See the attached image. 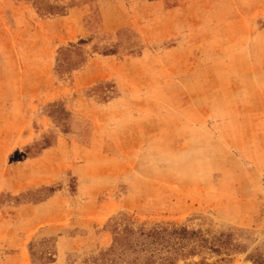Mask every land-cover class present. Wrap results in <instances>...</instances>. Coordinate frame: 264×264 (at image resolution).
Masks as SVG:
<instances>
[{
  "label": "rangeland",
  "instance_id": "obj_1",
  "mask_svg": "<svg viewBox=\"0 0 264 264\" xmlns=\"http://www.w3.org/2000/svg\"><path fill=\"white\" fill-rule=\"evenodd\" d=\"M99 1L0 0V264H85L123 224L224 236L175 264L264 258V0H128L110 32Z\"/></svg>",
  "mask_w": 264,
  "mask_h": 264
},
{
  "label": "trees",
  "instance_id": "obj_2",
  "mask_svg": "<svg viewBox=\"0 0 264 264\" xmlns=\"http://www.w3.org/2000/svg\"><path fill=\"white\" fill-rule=\"evenodd\" d=\"M110 245L85 264H175L177 259L198 254L203 250L227 251L224 236H203L199 231L173 224L149 227L123 224L112 228ZM233 250V249H231ZM253 264H264L259 255Z\"/></svg>",
  "mask_w": 264,
  "mask_h": 264
},
{
  "label": "crops",
  "instance_id": "obj_3",
  "mask_svg": "<svg viewBox=\"0 0 264 264\" xmlns=\"http://www.w3.org/2000/svg\"><path fill=\"white\" fill-rule=\"evenodd\" d=\"M129 1H131V0H129ZM129 1L128 0H100L99 1L100 2V11H101V15H102V24H103L104 31H107V32L111 31V29L105 28V25H110V26H121L122 25V23H118L116 20H106L105 17H104V13H106V11H110V10L114 9L116 6L120 10H122L123 8L125 9L126 4L130 5ZM153 4L154 3L152 1H147V2H141L140 5L151 6ZM135 5L136 6L138 5V3L136 1H135ZM56 38L57 39H55V37H54V40H56V42L55 41L54 42L56 44L60 43L61 42V37L58 36ZM94 58H96V57H94ZM99 58L105 63V65L100 66V68L98 70L91 71L88 74V76H87L88 79H89L88 82L92 83V81H94L95 79H98V78L106 79V78H110V77L116 78V80H117V75H116V72H115L116 67L115 66H111V63H110V61L112 60V56L111 55H103V56H101ZM90 59H91V61L93 63L95 62V59H93L91 57H90ZM81 72L82 71H80L78 74H81ZM85 72L86 71H84L83 74H85Z\"/></svg>",
  "mask_w": 264,
  "mask_h": 264
}]
</instances>
